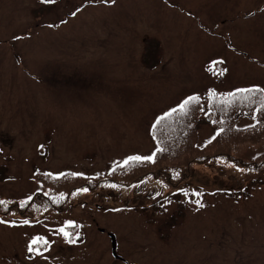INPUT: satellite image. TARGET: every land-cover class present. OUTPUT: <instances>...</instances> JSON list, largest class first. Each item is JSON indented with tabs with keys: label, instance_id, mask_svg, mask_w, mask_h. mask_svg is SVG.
<instances>
[{
	"label": "rangeland",
	"instance_id": "374dc122",
	"mask_svg": "<svg viewBox=\"0 0 264 264\" xmlns=\"http://www.w3.org/2000/svg\"><path fill=\"white\" fill-rule=\"evenodd\" d=\"M249 87L264 91V0H0V200L153 158L159 116ZM205 113L198 146L217 132ZM248 137L240 155H264V136ZM113 185L75 191L63 211L0 217V264H264V171L218 161L171 190Z\"/></svg>",
	"mask_w": 264,
	"mask_h": 264
},
{
	"label": "trees",
	"instance_id": "16d2710c",
	"mask_svg": "<svg viewBox=\"0 0 264 264\" xmlns=\"http://www.w3.org/2000/svg\"><path fill=\"white\" fill-rule=\"evenodd\" d=\"M241 90L220 93L206 106L200 98L187 104L185 100L181 104L183 107L177 106L159 116L152 127L158 148L150 161L128 159L127 163L117 164L105 174L93 177L72 173L51 178L48 185L53 193L35 192L24 201L12 203L0 200L4 202L0 203V215L27 216L48 210L63 211L77 190L86 188L93 191L106 184L129 186L145 177L155 178L171 190L187 179L193 166L216 161L229 162L242 168L245 174H261L264 155L243 158L240 153L247 143L257 141L248 137L250 134L264 136V91L250 87ZM204 107L208 108L206 113ZM201 113H205L217 132L205 145L198 146L194 138ZM242 114L256 115L257 125L235 128V119ZM257 127L262 128V132H255Z\"/></svg>",
	"mask_w": 264,
	"mask_h": 264
},
{
	"label": "snow or ice",
	"instance_id": "6c2138e0",
	"mask_svg": "<svg viewBox=\"0 0 264 264\" xmlns=\"http://www.w3.org/2000/svg\"><path fill=\"white\" fill-rule=\"evenodd\" d=\"M42 2H51V0H42ZM112 2L114 3L115 0H112ZM76 11H79V9H77ZM72 15L75 16V15H76V12H75V11L72 12ZM49 27H51V25H49ZM241 91H243V89H242ZM196 99H198V98L195 97V96H190V97L188 98V100H186L184 103L187 104L189 101H191V100H196ZM181 107H183V105H181ZM128 159H129V160H135V161H141V160H144V161H150V160L152 159V157H151V156H131V157H129ZM125 163H127V161H125ZM47 175H51V174L49 173V174H47ZM73 175H81V174H80V173H74ZM113 186H114V185H113ZM79 191H87V189L84 188V189H80ZM0 203H4V202H3V201H0ZM197 203H199V202H197ZM21 204H23V202H21ZM201 206H202V205H201ZM0 222H2V221H0ZM23 223H24V224H28L29 221H28V220H24ZM59 231H60L61 233H63V235L65 236L66 240H67L69 243H73V242H74V241L69 237L68 233H66V232L63 231V229H60ZM33 243H35V241H33ZM45 243H47V242H45ZM28 251H29V252L33 251L31 245L28 246ZM29 258L31 259V257H29Z\"/></svg>",
	"mask_w": 264,
	"mask_h": 264
},
{
	"label": "water",
	"instance_id": "95a60500",
	"mask_svg": "<svg viewBox=\"0 0 264 264\" xmlns=\"http://www.w3.org/2000/svg\"><path fill=\"white\" fill-rule=\"evenodd\" d=\"M111 237V243H112V253L114 256H116L115 254V237L113 235H110Z\"/></svg>",
	"mask_w": 264,
	"mask_h": 264
}]
</instances>
